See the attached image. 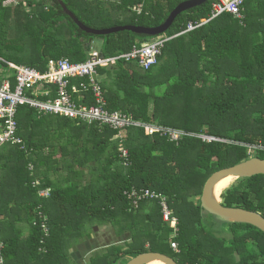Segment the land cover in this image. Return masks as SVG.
Listing matches in <instances>:
<instances>
[{"label":"trees","instance_id":"trees-1","mask_svg":"<svg viewBox=\"0 0 264 264\" xmlns=\"http://www.w3.org/2000/svg\"><path fill=\"white\" fill-rule=\"evenodd\" d=\"M184 1L0 0V67L10 71V63L45 72L49 61L84 62L95 40L101 41L99 54L111 58L153 39L127 31L86 34L59 2L86 27L103 30L160 26ZM212 1L176 18L167 37L186 31L188 24L202 25L167 41L151 69L119 60L99 71L109 111L181 131L185 135L177 142L167 133L147 136L143 128L77 125L18 108L17 137L23 148L0 147L5 264H72L68 248L89 238L97 224H121L119 232L132 236L123 247L90 256L87 264H121L146 252L165 254L177 264H264V234L256 228L228 223L232 237L226 240L203 225L200 196L207 179L250 159V150L264 160V0H244L241 21L229 14L210 20ZM36 180L39 186L33 185ZM46 188L50 196L40 197L38 191ZM132 188L164 196L176 232L163 222L156 201L132 207L124 196ZM220 198L224 207L264 218V176L238 179ZM39 211L48 228L44 238L40 224L33 225ZM22 225L28 227L27 237Z\"/></svg>","mask_w":264,"mask_h":264},{"label":"built area","instance_id":"built-area-1","mask_svg":"<svg viewBox=\"0 0 264 264\" xmlns=\"http://www.w3.org/2000/svg\"><path fill=\"white\" fill-rule=\"evenodd\" d=\"M244 0H213L211 3L210 20L222 14H229L237 20H242ZM202 24H188L186 31L174 37L192 31ZM172 37V38H174ZM166 34L152 40L133 46L132 50L121 56L103 58L100 54H92L87 60L72 63L68 59L49 61L45 72H39L25 66L8 64L12 74L0 76V147L6 144L20 145L22 141L17 137L16 114L19 107L33 110L37 117L53 116L74 122L77 125H96L107 127L113 131H121L130 127L143 128L144 134L151 136L155 133H167L171 141L177 142L181 131L163 129L147 125L132 119L128 114L107 109L104 91L100 85L102 69L114 66L119 60L133 62L140 70L147 71L156 65L164 44L172 39ZM87 95V96H86ZM89 98V103L87 102ZM204 142L218 141L217 139L199 136ZM262 150V147H258ZM123 165L128 164L126 150L121 151ZM31 172L33 166L29 165ZM39 186V181L33 182ZM42 198L50 196V189L38 191ZM129 204L137 208L141 202L156 201L161 208L162 220L176 232V219L172 216L164 196L148 189H130L124 192ZM37 220L33 225L40 224L43 238L48 235V228L42 212H37ZM43 241V240H42ZM42 241H40L42 243ZM4 243L0 240V264H5L2 257ZM176 252V244H171Z\"/></svg>","mask_w":264,"mask_h":264},{"label":"water","instance_id":"water-1","mask_svg":"<svg viewBox=\"0 0 264 264\" xmlns=\"http://www.w3.org/2000/svg\"><path fill=\"white\" fill-rule=\"evenodd\" d=\"M210 0H188L180 3L168 16L165 22L157 27H137V26H118L103 30L91 29L83 25L76 17L59 2L63 13L68 16L74 24L84 33L93 36H107L110 34H116L119 32H131L137 35L148 36L155 38L166 34L168 29L172 26L176 18L196 7H199ZM264 176V160L252 157L246 161H243L233 167L225 168L213 173L205 182L201 196L200 207L207 214L219 218L227 223L245 224L252 226L264 234V218L255 212L246 211L239 208H227L221 204V201L214 196L215 186L223 179L227 177H233L235 180L246 179L254 176ZM158 261L163 264H177L171 257L156 253L146 252L139 254L129 259L125 264H150L151 262Z\"/></svg>","mask_w":264,"mask_h":264},{"label":"rangeland","instance_id":"rangeland-1","mask_svg":"<svg viewBox=\"0 0 264 264\" xmlns=\"http://www.w3.org/2000/svg\"><path fill=\"white\" fill-rule=\"evenodd\" d=\"M137 14H139V12ZM100 44V40H95L91 42L92 48L90 51V55H92L93 53L99 54ZM4 70V68L0 67V72ZM5 72L10 73V71L6 70ZM45 152H47V150ZM249 154L251 155V158L255 155L252 150L249 151ZM59 159V154H56V160ZM83 173L86 175V179L88 180L89 176L87 175V169L86 171L83 170ZM52 179H55V175L52 176ZM235 182L236 180H233L231 186L235 184ZM220 196L218 197V199L221 201ZM145 209L146 212L149 211V207ZM203 218V225L207 231H209L218 238L226 240L231 239L232 236L229 231V225L227 222H224L221 219L213 217L207 213H204ZM120 226L121 224L93 225V232L91 233L89 238H85L83 242L82 240H80L79 244H72V246L68 248L67 253L72 259V264H87L90 256H100L105 252L106 249L110 248L111 246L119 245L123 247L126 243H129L130 238L132 236L131 233L129 231L123 233L119 232L121 231ZM168 226L172 228L171 226H173V224H171V226L169 224ZM127 261L128 258L121 262V264H125Z\"/></svg>","mask_w":264,"mask_h":264},{"label":"bare ground","instance_id":"bare-ground-1","mask_svg":"<svg viewBox=\"0 0 264 264\" xmlns=\"http://www.w3.org/2000/svg\"><path fill=\"white\" fill-rule=\"evenodd\" d=\"M233 180H235V178L233 177H227L221 180L214 188V196L218 198L225 190L230 188ZM150 264H163V263L154 261V262H151Z\"/></svg>","mask_w":264,"mask_h":264},{"label":"crops","instance_id":"crops-1","mask_svg":"<svg viewBox=\"0 0 264 264\" xmlns=\"http://www.w3.org/2000/svg\"><path fill=\"white\" fill-rule=\"evenodd\" d=\"M45 151H46V149H45ZM44 151V152H45ZM46 153V152H45ZM22 227V231H23V237H27V235H28V227H27V225H22L21 226Z\"/></svg>","mask_w":264,"mask_h":264}]
</instances>
